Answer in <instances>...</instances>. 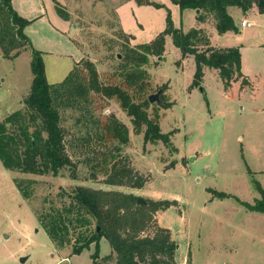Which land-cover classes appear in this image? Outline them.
<instances>
[{"label": "rangeland", "instance_id": "rangeland-1", "mask_svg": "<svg viewBox=\"0 0 264 264\" xmlns=\"http://www.w3.org/2000/svg\"><path fill=\"white\" fill-rule=\"evenodd\" d=\"M146 1L159 7L135 0H67L73 12L71 26L56 11L62 0H12V6L21 9L17 15L30 22L23 33L32 48L42 53L49 84L62 82L83 57L79 62L90 60L101 84L125 87L120 69L124 46L150 43L165 29L169 12L175 28L186 33L202 27L212 46L238 47L241 71L255 76L257 94L247 92L238 98L232 92L226 99L221 81L212 71L205 72L202 91L192 87L193 60L181 62L168 37L163 58H150L145 66L150 89L143 94L132 88L128 92L135 101L161 92L148 115L152 117L157 110L161 133H172L176 152L162 143L145 144L115 98L91 94L87 110L60 108L75 179L70 169L59 177L29 175L5 170L0 163V264H93V248L78 255L71 254L70 246L57 249L37 221L44 207L68 202L62 193L77 186L120 191L142 200H175L178 207L158 213L156 221L171 232L177 246L176 264H187L189 258L195 264H264V215L257 219L242 204L252 205L260 197L258 185L264 189V12L253 7L243 14L229 7L227 12L238 33L219 35L212 20L200 26L195 11L181 12L169 0ZM242 21L251 27H242ZM123 33L130 36V43ZM30 60L27 47L11 51L7 58L0 51V122L25 110L23 102L32 81ZM77 70L79 77L86 79L82 66ZM108 117L128 129L129 143L120 156L128 159L133 171L149 178L142 189L104 185V173L89 167L110 145L105 148L87 136L97 131L88 120L104 123ZM92 173L97 181L90 180ZM15 181L30 192L28 199L21 197ZM213 191L231 197L218 199ZM110 250L109 244L101 241L95 264H114V257L106 259Z\"/></svg>", "mask_w": 264, "mask_h": 264}, {"label": "trees", "instance_id": "trees-1", "mask_svg": "<svg viewBox=\"0 0 264 264\" xmlns=\"http://www.w3.org/2000/svg\"><path fill=\"white\" fill-rule=\"evenodd\" d=\"M141 5L157 4L146 0H135ZM181 12L198 10L197 20L203 23L211 17L219 35L227 32L237 34L238 28L227 13L228 7H236L243 14L255 7L262 14L264 0H169ZM56 11L64 20L68 19L62 7L57 4ZM17 15L11 6V0H0V51L5 58L11 51L28 48L31 54L30 71L32 81L28 95L24 99V111H16L0 122V163L8 171L29 175L61 176L70 169L75 179V164L67 153L65 129L61 123L60 108L87 110L89 95L97 94L106 99L115 98L126 113L136 135H143L145 144L162 143L173 148L172 133L163 134L159 128V114L155 109L153 116L148 115L151 107L148 94L135 101L129 89L143 94L150 89L149 75L145 66L150 58H163L166 38L179 51L181 59L192 57L194 74L192 87L202 84L204 69L216 71L224 91L232 84L239 83L240 89L248 85L241 73V59L238 47L214 48L202 30L192 29L186 33L174 27L169 12L165 20V29L150 43L124 46L120 53L121 77L125 87L103 85L98 80V73L90 60L78 62L68 76L58 84H49L40 51L34 50L23 30L29 24ZM130 43L131 38L124 34ZM78 66H82L86 79L80 78ZM162 108L167 105L158 104ZM94 124V131L87 134L101 144H109L107 153L97 155L89 167L102 171V184L114 187L142 189L149 182L146 178L129 167L127 158L120 153L129 143L127 127L116 118L108 117L104 123L88 120ZM32 129V130H30ZM91 135V136H90ZM107 148V147H105ZM98 161V162H97ZM90 180L97 181L95 173ZM15 186L23 199L30 197V192L21 182ZM259 199L254 203L242 204L251 212L264 215V191L258 185ZM62 196L68 202L61 207H44L37 214V221L55 248L71 247V254L78 255L84 250H91L92 263L99 258L100 243L106 241L114 264H176L177 246L167 228L159 226L156 215L170 207H178L175 200L145 199L138 204V197L120 191L91 189L77 186ZM218 199L231 197L223 192L213 191ZM98 228V230H97Z\"/></svg>", "mask_w": 264, "mask_h": 264}, {"label": "crops", "instance_id": "crops-1", "mask_svg": "<svg viewBox=\"0 0 264 264\" xmlns=\"http://www.w3.org/2000/svg\"><path fill=\"white\" fill-rule=\"evenodd\" d=\"M123 2H125V1H127V0H122ZM120 3H122V2H120ZM68 3H67V0H62V3L61 4H59L60 6H62V7H65L66 9H68L69 11L68 12H66L65 11V13L69 16L68 17V19L67 20H64V19H62L61 17V20L62 21H64L65 23H66V25L68 24L69 26H71V23H70V21H69V18L71 17V16H73V12L72 13H70V8H69V6L67 5ZM11 6H12V0H11ZM14 7V8H13ZM12 8L15 10V12L17 13V12H21V9H19L18 7H16V6H14V4H13V6H12ZM229 8V7H228ZM227 8V9H228ZM116 10H117V8H115V10H114V13H115V15H116ZM193 11V10H192ZM251 11H253V8L251 9ZM200 13V12H199ZM228 13V12H227ZM199 14H196L195 13V16H196V19H197V16H198ZM21 17V16H20ZM26 17V16H25ZM28 18H30V17H28ZM208 20H212L213 21V23H214V26H215V22H214V20L211 18V17H208V18H206V20L203 22V23H201V22H199L198 20V23L200 24V26L201 25H203V24H205ZM251 27V26H250ZM74 29H77V26L74 24V27H73ZM196 30H202L206 35H207V33L204 31V29L202 28V27H199V28H197ZM24 31V30H23ZM185 33V32H184ZM227 33H232V32H227ZM208 37V36H207ZM168 38V37H167ZM166 38V39H167ZM29 39V38H28ZM208 40H209V38H208ZM30 41V40H29ZM209 43H210V45H211V42H210V40H209ZM165 45H166V42H165ZM212 46V45H211ZM212 47H214V48H228V47H215V46H212ZM231 47H235V46H231ZM239 51H240V49H239ZM179 52V51H178ZM83 58V57H82ZM82 58H80V60L82 59ZM240 59H241V53H240ZM79 60V61H80ZM180 60H181V62H183V61H189V60H193V58L192 57H186V58H184V59H181V55H180ZM78 61V62H79ZM78 62H76V63H74V65H73V67H72V69L75 67V65L78 63ZM193 63H194V61H193ZM194 70H195V68H194ZM206 71H212V72H214L215 73V75H216V77H217V79H218V76H217V73H216V71H214V70H211V69H204V71H203V77H204V74H205V72ZM241 73H242V71H241ZM194 74V73H193ZM242 75L246 78V80H247V82H248V85L246 86V87H244L243 89H240V86H239V83L237 82V83H234V84H232V86H231V88L228 90V91H224V94H225V98L226 99H230V95L232 94V92H234V93H236L237 94V97L238 98H240L241 97V95L242 96H244L245 94H247V92H249V93H253L252 95L253 96H255V94H257L255 91H256V89H255V87H254V81H255V76L254 77H249V76H247V75H244L243 73H242ZM219 80V79H218ZM222 85V84H221ZM222 88H223V86H222ZM252 100H253V98H252ZM260 188H261V186H260ZM262 189V188H261ZM263 191H264V189H262ZM259 199V198H258ZM256 200V199H255ZM246 203V202H245ZM249 204V203H248ZM252 213V212H251ZM254 216L253 217H257V219H260L261 218V215H263V214H261V213H256V212H253L252 213ZM262 217H264V216H262ZM261 219H263L264 220V218H261ZM249 237H260V235H249ZM262 237H264V236H262ZM251 240V239H250ZM181 264H185V263H181ZM187 264H195V262H194V260H191L190 258L189 259H187Z\"/></svg>", "mask_w": 264, "mask_h": 264}, {"label": "water", "instance_id": "water-1", "mask_svg": "<svg viewBox=\"0 0 264 264\" xmlns=\"http://www.w3.org/2000/svg\"><path fill=\"white\" fill-rule=\"evenodd\" d=\"M195 13L199 14V11L196 10ZM199 90L202 91L203 88L200 86ZM160 93L161 92L159 91L157 94L148 96V102H149L150 105H152L153 103L158 102V96H159ZM112 118H114V117H112ZM142 203H144V201L141 198H138V204H142ZM97 230H98V228H97ZM23 261H24V259H21V262H23Z\"/></svg>", "mask_w": 264, "mask_h": 264}, {"label": "built area", "instance_id": "built-area-1", "mask_svg": "<svg viewBox=\"0 0 264 264\" xmlns=\"http://www.w3.org/2000/svg\"><path fill=\"white\" fill-rule=\"evenodd\" d=\"M241 26L242 27H250V24L246 23L245 21H242Z\"/></svg>", "mask_w": 264, "mask_h": 264}]
</instances>
